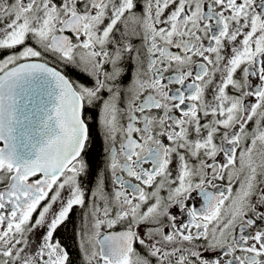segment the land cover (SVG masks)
I'll list each match as a JSON object with an SVG mask.
<instances>
[{"label":"snow or ice","instance_id":"6c2138e0","mask_svg":"<svg viewBox=\"0 0 264 264\" xmlns=\"http://www.w3.org/2000/svg\"><path fill=\"white\" fill-rule=\"evenodd\" d=\"M0 52V264L76 206L79 264H264V0H0Z\"/></svg>","mask_w":264,"mask_h":264},{"label":"flooded vegetation","instance_id":"af4514ba","mask_svg":"<svg viewBox=\"0 0 264 264\" xmlns=\"http://www.w3.org/2000/svg\"><path fill=\"white\" fill-rule=\"evenodd\" d=\"M31 43V41H29ZM16 51H19V49H16ZM4 53L0 52V58H3ZM48 59L51 61L52 57H48ZM61 70L65 71L67 75L70 76L72 79L78 78V73L72 69L71 67H65L64 65H57ZM210 95V93H209ZM249 130H251L254 125L249 124ZM104 152H103V141L100 135L96 136L95 144L92 148V151L90 153V162L93 166V175L88 178V181L86 182V186L88 188H92L94 186V174L97 171L104 170ZM175 165H173V168ZM106 183L110 187V180H107ZM68 192L65 190L62 193V198L67 197ZM59 208V204H56L53 206L52 211H56ZM83 209L76 206L73 208L72 212L69 215L68 220L63 224L56 233L57 239H60L61 243L64 244L71 255V259L74 261V264H79L80 261V252L78 250V229L80 225L81 215L83 213ZM39 236V233H37V237ZM139 248V245H137ZM141 251H143L141 249Z\"/></svg>","mask_w":264,"mask_h":264}]
</instances>
